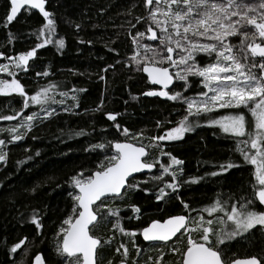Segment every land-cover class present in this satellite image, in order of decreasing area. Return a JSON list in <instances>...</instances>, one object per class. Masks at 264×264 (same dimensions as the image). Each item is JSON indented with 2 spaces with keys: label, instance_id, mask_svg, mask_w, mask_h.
Masks as SVG:
<instances>
[{
  "label": "snow or ice",
  "instance_id": "obj_1",
  "mask_svg": "<svg viewBox=\"0 0 264 264\" xmlns=\"http://www.w3.org/2000/svg\"><path fill=\"white\" fill-rule=\"evenodd\" d=\"M142 3L145 15L133 17L135 23L126 21L131 54L101 68L98 78L107 84L106 74L114 73L117 65H123L129 72L143 74L146 78L149 90L143 92V96L179 104L184 114L173 127H166L171 121H157L162 134L145 137L143 131L133 134L122 127L118 122L120 113H104L125 139L89 143L83 149L85 152L102 154L95 168H81L63 184H56V188L66 185L70 198V207L52 240L56 264H102L101 250L111 247L117 235L122 239L114 252L120 259L118 262L109 259L108 264H141L144 249L136 243L140 236L148 248L158 252L155 258L148 255L143 264H165V247L179 256L176 264H264V247L259 255L243 259L236 258L231 251L241 241L264 246V0H142ZM6 4V29L19 18L35 13L44 23L27 34L38 41L30 50L16 55L0 51V59L8 61L0 63V73L10 77L0 78V97L12 98L7 104L11 114H0V121H18L0 128V135L5 137L0 138V165L4 166L8 162L10 144L25 140L38 123L59 116L54 106H60L64 113L79 115L76 109L80 108L81 94L87 92L75 87L62 91L59 83L49 82L29 94L18 79L20 73L30 72L33 65L29 62L35 60L38 49L52 45L62 51L66 41L58 37L56 14L47 7L49 0H6ZM135 7V4L131 6ZM131 8L128 15H132ZM65 22L73 23L77 33L82 29L81 23L70 18ZM141 24L144 30L138 29ZM18 39L8 32V45ZM79 43L91 45L92 42L80 39ZM109 51L116 52V49L109 48ZM50 75L53 73L48 70L36 72L38 77ZM193 82L200 90L195 95H186ZM177 87L181 90H176ZM17 97L21 100L19 109L13 107ZM104 99L102 96L100 103L90 113L86 109L85 114L102 113ZM33 106L39 111L25 115ZM222 109L229 111L217 115ZM203 127L218 129L233 141L231 151L238 153L241 160L212 165L216 170L184 179V161L165 151L160 142H182L187 134ZM86 135L89 133L83 129L68 132L69 138ZM143 139H148L149 143L144 144ZM157 149L158 157L151 159V150ZM35 156L39 157L40 152ZM32 160L33 156L29 155L18 163L23 167ZM249 165L253 169V180L248 183L247 194L217 191L209 204L198 208L181 198L182 190L190 189L191 185L223 177L232 169ZM147 173H152L149 179L137 181L136 174ZM150 182L151 188L147 187ZM43 187L37 182L25 191L35 196ZM137 191L153 196L162 205L157 209L161 213L167 211L171 201H179L182 210L166 218L151 219L140 230H128L124 221L140 220L144 210L135 204L121 207L117 202L122 203ZM127 208L132 215L124 214ZM20 217L21 226L25 223L35 226L36 237L43 244L47 237L39 211L33 209L28 217L20 213ZM102 222L111 225L112 236L107 239L95 235ZM6 239L0 242V247L6 248L10 264H26L31 255V249L26 247L28 237L11 246L6 245ZM128 240H131L135 257ZM181 244L183 247L179 246ZM33 264H47V261L38 253Z\"/></svg>",
  "mask_w": 264,
  "mask_h": 264
},
{
  "label": "trees",
  "instance_id": "obj_2",
  "mask_svg": "<svg viewBox=\"0 0 264 264\" xmlns=\"http://www.w3.org/2000/svg\"><path fill=\"white\" fill-rule=\"evenodd\" d=\"M133 4L137 7L131 8ZM47 7L56 14L58 37L65 38V48L57 51L54 46L48 45L38 49L35 60L29 62L33 65L32 69L28 73H20L18 79L26 86L29 94H33L49 82L59 83L62 91L75 87L87 89V92L81 94V105L76 109L79 115L64 113L60 106H54L57 107L59 116L38 123L25 140L10 144L7 165H0V185H3L0 188V242H4L7 238L6 245L11 246L27 236L26 247L31 249V255L27 258L26 264H33L34 257L38 253L43 254L47 264H56L57 258L52 249V240L62 219L65 218L66 210L70 207L67 186L56 188V184H63L81 168H95L96 163L102 159V154H90L83 149L89 143H97L101 140L125 139L116 132L113 122L107 120L104 113H120L118 122L122 127H127L133 134L143 131L145 137L162 134L157 128V121H171V124L166 123V127H173L184 114V108L179 104L163 98L144 97L142 93L149 90L146 78L143 74L129 72L123 65H117L114 73L110 71L106 74L107 84L98 78L99 74H102L101 68L115 64L117 59L123 60L131 54L129 25L126 21L132 20L135 23L133 17L145 15L142 0H49ZM130 8L132 15L127 14ZM6 11V0H0V44L5 45L0 47V51L5 55H16L30 50L38 41L35 36L27 34L38 30L44 23L43 18L38 13L30 17H21L6 29L4 27ZM69 18L75 23L82 24V29L78 33L73 23L65 22ZM121 24L124 25L123 28L117 27ZM144 27V24L138 25L139 30H144ZM9 31L19 37L12 45L7 44ZM80 39L92 43L81 44ZM109 48H115L116 52H110ZM5 62L8 61L0 59V63ZM44 70L50 71L53 75L36 76V72ZM130 75L132 79L128 78ZM176 90L181 89L177 87ZM199 90L198 84L193 82L186 95H195ZM102 96L105 98L103 112L94 116L85 114L86 109L90 113V110L100 103ZM11 99L0 97V109L4 110L0 114H11L7 109ZM13 107L17 109L21 107L19 97L15 99ZM32 111H39V108L33 106L25 111V115L31 114ZM228 111L222 109L217 115L227 114ZM41 115L43 116V113ZM81 129L89 135L69 138L70 130ZM104 129L107 131H103ZM214 132L216 135L213 134ZM32 136L37 139H32ZM0 138L5 137L0 135ZM143 143L148 144L149 140L143 139ZM160 143L165 151H170L184 161V179L200 177L205 172L216 170L212 165L223 164L229 160L236 162L241 160L238 153L231 151L233 141L225 138L218 129L203 127L196 133L187 134L182 142ZM25 149L31 151L26 152ZM37 151L40 152L39 157L35 156ZM29 155L33 156V160L21 167L18 162L26 160ZM158 155V149L151 150V159L157 158ZM252 170L250 165L232 169L223 177L211 178L206 182L191 185L190 189L182 190L181 198L192 207L198 208L209 204L217 191L233 192L236 195L241 192L247 194L248 183L253 180ZM151 175L137 177V181L147 180ZM49 177L54 180L50 181ZM37 182L44 185L43 189L38 190L35 196L29 195L25 189H29ZM152 186L151 182L147 185L149 188ZM117 203L121 207L135 204L144 210L140 220L124 221V226L128 230H140L147 226L151 219L166 218L167 215L178 214L182 210L179 201H171L167 211L161 213L157 209L162 205L158 204L153 196L146 195L142 191H137L122 203ZM33 209H37L43 216L45 225L43 231L47 237L43 244L40 243V238L36 237L34 225L25 223L21 226L19 223L20 213L28 217ZM124 214L132 215L131 209L127 208ZM110 228V224L102 222L96 229L95 235L107 239L112 236ZM121 239L117 235L111 247L101 250L102 264H108L109 259L118 262L120 257L115 255L114 249ZM136 243L144 249L141 264L147 260L148 255L154 258L158 256V252L148 248L141 237ZM179 246L183 247L182 244ZM128 247L135 257L131 240H128ZM261 247L264 246H254L241 241L236 243L231 251L235 253L236 258L243 259L251 255H259ZM163 251L167 253L165 264H176L179 256L171 254L167 247ZM0 264H10V258L4 247H0Z\"/></svg>",
  "mask_w": 264,
  "mask_h": 264
},
{
  "label": "rangeland",
  "instance_id": "obj_3",
  "mask_svg": "<svg viewBox=\"0 0 264 264\" xmlns=\"http://www.w3.org/2000/svg\"><path fill=\"white\" fill-rule=\"evenodd\" d=\"M7 63V62H5ZM0 78H7V79H10V77H7L6 74L4 73H0ZM18 121H0V128H4V127H10L12 125H15L17 124ZM165 143H170V142H167V141H164ZM173 143V142H171Z\"/></svg>",
  "mask_w": 264,
  "mask_h": 264
},
{
  "label": "water",
  "instance_id": "obj_4",
  "mask_svg": "<svg viewBox=\"0 0 264 264\" xmlns=\"http://www.w3.org/2000/svg\"><path fill=\"white\" fill-rule=\"evenodd\" d=\"M158 87V86H157ZM145 97V96H144ZM153 171H155V169L153 170ZM147 174H150V173H147ZM140 175H145V174H136V177L137 176H140ZM141 237V239H142V236H140ZM143 240V239H142ZM144 242V241H143ZM144 243H146L147 244V242H144Z\"/></svg>",
  "mask_w": 264,
  "mask_h": 264
},
{
  "label": "bare ground",
  "instance_id": "obj_5",
  "mask_svg": "<svg viewBox=\"0 0 264 264\" xmlns=\"http://www.w3.org/2000/svg\"><path fill=\"white\" fill-rule=\"evenodd\" d=\"M155 171H156V170H155ZM155 171H154V172H155ZM151 174H152V173H150V174H145V175H151ZM140 176H144V175H140ZM140 176H137V177H140ZM142 241H143V240H142Z\"/></svg>",
  "mask_w": 264,
  "mask_h": 264
}]
</instances>
